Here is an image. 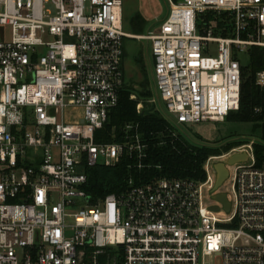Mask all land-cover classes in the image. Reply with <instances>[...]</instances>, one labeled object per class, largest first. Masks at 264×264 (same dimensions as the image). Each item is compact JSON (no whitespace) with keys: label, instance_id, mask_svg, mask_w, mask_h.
I'll return each instance as SVG.
<instances>
[{"label":"built area","instance_id":"built-area-1","mask_svg":"<svg viewBox=\"0 0 264 264\" xmlns=\"http://www.w3.org/2000/svg\"><path fill=\"white\" fill-rule=\"evenodd\" d=\"M166 2L163 22L138 37L149 43L164 117L189 138L176 128L239 109L240 55L264 52V0ZM123 5L0 0V264H264V161L254 138L210 156L204 180L131 178L122 193L90 201L87 168L128 156L141 169L146 157L138 123L123 127V140L97 141L126 84L124 39L135 35ZM256 82L264 87V69ZM235 154L247 158L227 164L213 191L216 159Z\"/></svg>","mask_w":264,"mask_h":264},{"label":"trees","instance_id":"trees-1","mask_svg":"<svg viewBox=\"0 0 264 264\" xmlns=\"http://www.w3.org/2000/svg\"><path fill=\"white\" fill-rule=\"evenodd\" d=\"M207 20L215 18L213 12L204 14ZM224 17V15L222 16ZM135 35H143L132 33ZM250 62L243 65V82L241 86L240 107L229 113L226 119L238 122H253L261 129L264 141V87L256 82L257 72L264 69V52L260 47H252L249 52ZM145 71V68H143ZM144 89L139 97L133 99V88L126 84L120 94L118 105L111 111L109 120L97 135V141L123 140V127L127 123H138L142 141L146 144L144 167H137L136 157L125 156L114 166L98 165L86 169L88 176L84 188L90 201L96 203L100 198L111 193H122L128 187L131 178L135 183L147 182L153 178H191L204 180V164L210 156L217 155V147L206 143H197L182 134L174 136L175 128L164 117L162 110L156 109L154 103L143 106L140 112L137 105L142 98L153 96L149 89L150 80L143 82ZM116 134V138L113 135ZM234 143L226 144L229 151ZM258 163L264 161L263 144H255Z\"/></svg>","mask_w":264,"mask_h":264},{"label":"rangeland","instance_id":"rangeland-1","mask_svg":"<svg viewBox=\"0 0 264 264\" xmlns=\"http://www.w3.org/2000/svg\"><path fill=\"white\" fill-rule=\"evenodd\" d=\"M168 14V3L166 0H124L123 16L124 28L128 33L146 34L150 28L158 26L166 18ZM135 35V34H133ZM215 45L210 46L209 51H203L204 54L212 55ZM125 57L124 70L126 76V85L133 88L135 98L139 97V92L144 89L143 82L146 78L150 80L149 89L153 92V96L145 99L142 98L143 106L154 103L155 108L165 110L164 102L160 103L157 97L155 83L152 77L153 58L149 52V43L147 40L135 35L124 39ZM240 60L244 64L250 62V57L247 53L240 55ZM145 68V71H143ZM177 132L185 133L192 141L197 143H206L217 147L215 156L225 154L227 150L226 144L233 141L231 145L242 144L249 139L254 138L259 144H263L261 139V129L255 126L253 122H238L226 119L223 122H198L183 124L176 128ZM228 157L224 156L217 161L226 160ZM211 162V174L215 178V171L212 168L216 162ZM209 185L203 189V196L206 202H212L209 197ZM230 188V184H227ZM58 196L54 195V201ZM79 204L83 201L79 200Z\"/></svg>","mask_w":264,"mask_h":264},{"label":"water","instance_id":"water-1","mask_svg":"<svg viewBox=\"0 0 264 264\" xmlns=\"http://www.w3.org/2000/svg\"><path fill=\"white\" fill-rule=\"evenodd\" d=\"M247 158L246 154H235L231 156L228 160L227 163L223 161L216 162L214 164V169L216 171V183L213 188V191H216L219 189V187L224 183V181L228 178L229 176V170L227 168V164L233 165L237 162L240 161H245ZM214 199L220 200L221 202L224 203L226 210H230V203L227 199V195L225 193H219L214 196ZM215 210L218 209V207H213Z\"/></svg>","mask_w":264,"mask_h":264}]
</instances>
